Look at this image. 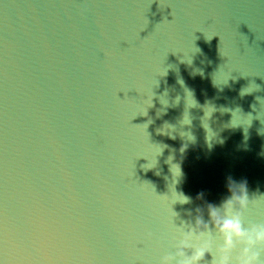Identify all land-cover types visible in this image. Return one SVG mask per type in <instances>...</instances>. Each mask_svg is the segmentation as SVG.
I'll return each instance as SVG.
<instances>
[{"label": "water", "instance_id": "obj_1", "mask_svg": "<svg viewBox=\"0 0 264 264\" xmlns=\"http://www.w3.org/2000/svg\"><path fill=\"white\" fill-rule=\"evenodd\" d=\"M262 152V0H0V264H175L229 177L262 227Z\"/></svg>", "mask_w": 264, "mask_h": 264}, {"label": "clouds", "instance_id": "obj_2", "mask_svg": "<svg viewBox=\"0 0 264 264\" xmlns=\"http://www.w3.org/2000/svg\"><path fill=\"white\" fill-rule=\"evenodd\" d=\"M264 2V0H262ZM264 155V152L261 153ZM226 188L228 198L221 207L224 213L221 214L214 205H208L209 223L199 219L198 224H204V230L188 233L180 242L176 256L179 258L175 264H205V257L213 256L212 264H261L258 248L264 247V226L252 230H245L240 221L239 214L233 215L232 209L235 204L241 208L248 203L246 181L237 183L228 178ZM181 202H187L189 197L180 194ZM214 227L223 238V243L214 245V242L207 231ZM196 239L197 243L190 241ZM239 246V254L233 259V253ZM185 249H190L191 254H186ZM164 264H173L171 259H166Z\"/></svg>", "mask_w": 264, "mask_h": 264}]
</instances>
